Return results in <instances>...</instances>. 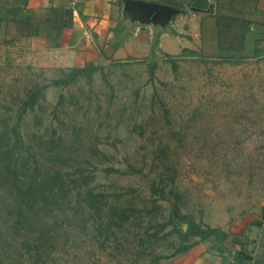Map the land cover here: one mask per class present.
I'll return each mask as SVG.
<instances>
[{
  "label": "rangeland",
  "instance_id": "obj_1",
  "mask_svg": "<svg viewBox=\"0 0 264 264\" xmlns=\"http://www.w3.org/2000/svg\"><path fill=\"white\" fill-rule=\"evenodd\" d=\"M222 43L234 51L100 57L65 84L67 69L0 64V195L44 199L18 222L0 212V264H160L181 245L173 205L206 225L262 203L264 55Z\"/></svg>",
  "mask_w": 264,
  "mask_h": 264
},
{
  "label": "crops",
  "instance_id": "obj_2",
  "mask_svg": "<svg viewBox=\"0 0 264 264\" xmlns=\"http://www.w3.org/2000/svg\"><path fill=\"white\" fill-rule=\"evenodd\" d=\"M192 1L0 0V64L69 69L104 56L142 58L152 45L171 59L193 58L181 57L184 51H234L223 40L245 41L251 51L257 40L264 50V0H206L204 11L190 8ZM205 224L226 238L194 239L160 264H264V200Z\"/></svg>",
  "mask_w": 264,
  "mask_h": 264
},
{
  "label": "trees",
  "instance_id": "obj_3",
  "mask_svg": "<svg viewBox=\"0 0 264 264\" xmlns=\"http://www.w3.org/2000/svg\"><path fill=\"white\" fill-rule=\"evenodd\" d=\"M253 54L254 57H259L261 55H264V50L261 51L258 49H254ZM100 55L103 56L101 52ZM194 56V53L185 51L182 52L181 55V57ZM97 69L98 67L91 62H86L81 67L69 68L67 69L63 84L74 81L77 77L90 79L91 74ZM39 90L40 89L38 88H34L33 90H29L26 93L24 99L20 103L21 112L32 110L34 108L38 101L40 93ZM6 151H0V157H2L3 159H6V156L9 153H6ZM10 169V166L8 164L5 165L4 163V165L0 167V176H6L7 172ZM13 185L17 193L21 194V185H23V183H21L20 181H16ZM30 186L31 184L28 185V188H30ZM8 188L9 187L0 184V193L6 192ZM37 197H35L34 195H0V212L4 211V215L8 218L15 217V222H18V218L23 217V209H34L35 207H39L41 202L43 203V197ZM168 224L172 226L173 232L176 233L181 240V245L176 249L175 255L187 251L194 244V239H197L198 241H205L213 238L219 243L226 238V234L221 232L219 229H213L206 225L197 224L192 218L180 214L178 208L175 205L172 206ZM179 226H182V229H179ZM190 238H192L193 240L190 243L185 244V242H187V240Z\"/></svg>",
  "mask_w": 264,
  "mask_h": 264
},
{
  "label": "water",
  "instance_id": "obj_4",
  "mask_svg": "<svg viewBox=\"0 0 264 264\" xmlns=\"http://www.w3.org/2000/svg\"><path fill=\"white\" fill-rule=\"evenodd\" d=\"M154 7L160 11H162L163 13H167L170 12L171 9L161 6V5H154ZM190 8L192 9H196V10H200V11H204L207 8V1L206 0H193L190 4Z\"/></svg>",
  "mask_w": 264,
  "mask_h": 264
}]
</instances>
